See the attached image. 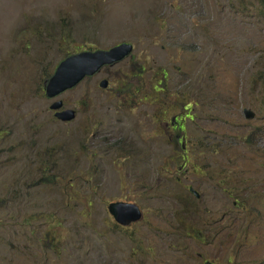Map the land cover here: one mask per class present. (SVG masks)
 I'll return each mask as SVG.
<instances>
[{"label": "rangeland", "instance_id": "rangeland-1", "mask_svg": "<svg viewBox=\"0 0 264 264\" xmlns=\"http://www.w3.org/2000/svg\"><path fill=\"white\" fill-rule=\"evenodd\" d=\"M119 43L44 95L66 51ZM0 264H264V0H0Z\"/></svg>", "mask_w": 264, "mask_h": 264}, {"label": "water", "instance_id": "water-1", "mask_svg": "<svg viewBox=\"0 0 264 264\" xmlns=\"http://www.w3.org/2000/svg\"><path fill=\"white\" fill-rule=\"evenodd\" d=\"M130 50V44L119 43L107 49L82 50L64 57L44 80L42 84L44 95L53 97L61 91L74 87L83 77L92 75L102 65H110L121 60ZM104 83L105 80H102L101 85ZM49 107L55 110L54 116L60 120H69L74 115L72 109H62L60 100L54 101ZM243 113L245 117L250 114L252 116L251 111L243 110ZM193 193L196 195L195 192ZM106 207L114 221L119 224H129L141 216V211L135 203L113 201L107 203Z\"/></svg>", "mask_w": 264, "mask_h": 264}, {"label": "trees", "instance_id": "trees-1", "mask_svg": "<svg viewBox=\"0 0 264 264\" xmlns=\"http://www.w3.org/2000/svg\"><path fill=\"white\" fill-rule=\"evenodd\" d=\"M82 50H89V49H82V48H80V47H73L71 50H69V51H66L65 52V54H64V56L60 59V60H62L64 57H66V56H68V55H70V54H72V53H75V52H78V51H82ZM160 74H162V78L164 77V74L162 73V72H160L159 73V75ZM50 75H48V77H49ZM47 77V78H48ZM89 77H91L90 75L89 76H86L85 78H89ZM44 82V81H43ZM106 88H108V86H106L105 87V89ZM184 109H186L185 107H184ZM180 116V115H179ZM186 116V113L184 114V117ZM183 118V117H182ZM171 129H173L174 131H176V132H181V131H184V126H183V123L181 122V120L178 118V117H175V120L171 123ZM180 136L182 137V138H180ZM183 136H184V134H179V137L177 138L178 140H177V143H175V142H173V146L175 145V146H177V145H179V148L182 150V148H183V141H184V138H183ZM175 140H176V138H175ZM174 146V147H175ZM173 151V150H172ZM173 153H174V155L172 156H169V158H170V160L172 161L173 159L175 160V161H178V159L177 158H175V156H176V153L173 151ZM183 162V160H182V158H181V161L177 164V167L178 168H180V167H183L184 166V163H182ZM194 236L195 237H197V238H200L199 237V233L196 231L195 233H194ZM227 262H229V259H227Z\"/></svg>", "mask_w": 264, "mask_h": 264}, {"label": "flooded vegetation", "instance_id": "flooded-vegetation-1", "mask_svg": "<svg viewBox=\"0 0 264 264\" xmlns=\"http://www.w3.org/2000/svg\"><path fill=\"white\" fill-rule=\"evenodd\" d=\"M108 82V81H107ZM175 120V116H172L171 118H170V125H171V123L173 122ZM173 130V129H172ZM174 131V130H173ZM179 137V134L175 131V133H174V138H176V142H177V138ZM180 138H182L181 136H180Z\"/></svg>", "mask_w": 264, "mask_h": 264}]
</instances>
